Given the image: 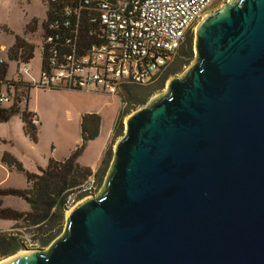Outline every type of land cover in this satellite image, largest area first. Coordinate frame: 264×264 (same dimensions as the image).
<instances>
[{"label": "water", "instance_id": "95a60500", "mask_svg": "<svg viewBox=\"0 0 264 264\" xmlns=\"http://www.w3.org/2000/svg\"><path fill=\"white\" fill-rule=\"evenodd\" d=\"M206 15L195 62L128 117L97 197L4 264H264V0Z\"/></svg>", "mask_w": 264, "mask_h": 264}, {"label": "built area", "instance_id": "2783aa9c", "mask_svg": "<svg viewBox=\"0 0 264 264\" xmlns=\"http://www.w3.org/2000/svg\"><path fill=\"white\" fill-rule=\"evenodd\" d=\"M216 1L46 0L39 68L33 74L31 62H12L13 76L0 86V115L20 105L38 128L29 109L36 89L115 95L127 85L151 84ZM89 179L84 191L94 183Z\"/></svg>", "mask_w": 264, "mask_h": 264}, {"label": "rangeland", "instance_id": "374dc122", "mask_svg": "<svg viewBox=\"0 0 264 264\" xmlns=\"http://www.w3.org/2000/svg\"><path fill=\"white\" fill-rule=\"evenodd\" d=\"M230 1L217 0L210 6L207 14L218 10ZM46 13V0H0V57H4L6 53L1 47H11L15 36L24 37L23 39L33 45L34 50H36L40 42V25L46 20ZM35 17L38 25L36 23L34 29L30 30L32 27L30 24ZM197 25L188 33V36H193V58L190 61L184 60L178 66V63L175 62V55L158 78L149 85H130L127 91L125 88H121L117 90L115 95L97 92L98 90L94 89L90 92L40 89L34 90L36 92L32 91V103L35 105L41 120L37 142H33L25 135L24 124L20 115L12 117L8 123H0V165L7 167L1 159L3 154L8 153L26 171L37 175L47 167L49 160H63L70 151L81 147V121L86 113L99 115L102 125L99 138L85 145L84 154L78 161L80 166L88 167L91 170L92 174L89 180L94 181L92 187L85 191L82 186L77 188L68 199V201L73 200L71 207L66 203L63 215L53 209L50 218L38 226L33 225L31 217H27V221L26 219L20 221L0 220V239L19 244V250L12 255L6 254L7 248H0V262L28 249L46 251L63 235L66 228V218L71 210L82 201L97 197L110 171L115 149L126 133L128 117L138 110L145 109L156 96L164 94L171 79L180 78L195 62L194 41ZM39 60L40 51L37 48L34 60L31 62L33 74H36L39 68ZM166 72L169 75L166 80L162 81ZM128 96L131 101L124 102L123 98ZM121 112L124 117L118 124L117 120ZM115 126L117 130L114 132ZM121 126V133L117 135ZM7 149L9 151L14 150L15 154L10 153ZM7 169L11 172V176L4 187L0 186L1 189H6L5 187L14 189L10 186L18 189L26 188L25 175L18 173L13 167L12 169L7 167ZM4 177L5 173L0 170V179ZM73 196L75 197L73 198ZM0 200L3 207L26 214L31 212L29 206L21 198L8 196L0 197Z\"/></svg>", "mask_w": 264, "mask_h": 264}, {"label": "trees", "instance_id": "16d2710c", "mask_svg": "<svg viewBox=\"0 0 264 264\" xmlns=\"http://www.w3.org/2000/svg\"><path fill=\"white\" fill-rule=\"evenodd\" d=\"M33 30L36 22L33 21L30 26ZM190 33V32H189ZM186 35L184 42L177 51L176 61L180 66L183 61H190L193 58V36ZM34 46L27 43L26 40L19 36H15L14 43L7 50L4 57H0L4 62L0 64V86L6 83V80L13 76V63L16 61L32 62L34 59ZM12 63V64H11ZM177 66V65H176ZM12 68V71H11ZM168 72L162 78L166 80ZM128 90V85L124 87ZM129 96L123 98V101H131ZM20 115L24 124V133L33 142H37L38 128L33 126L30 121V113L26 109L22 110L20 105H13L2 115H0V123H8L12 117ZM124 114L121 112L118 116L117 123L120 124ZM101 117L97 114H86L81 121V147H77L69 157L62 161L49 160L45 169L41 170L39 175L26 171L20 163L11 158L10 154L5 153L2 156V162L9 169L12 167L21 174L25 175L27 186L25 189H0V197H18L25 201L31 212L23 213L10 208L3 207L0 200V220L3 221H20L32 218L33 225H40L50 218L53 209L63 215L66 209V202L71 193L83 185L91 176L92 172L88 167L79 165V159L83 156L85 148L89 142L96 140L100 135ZM117 127H114V132ZM117 132V135L121 133ZM0 248H7L6 254L12 255L19 250V244L7 240L0 239Z\"/></svg>", "mask_w": 264, "mask_h": 264}, {"label": "crops", "instance_id": "0c3cea01", "mask_svg": "<svg viewBox=\"0 0 264 264\" xmlns=\"http://www.w3.org/2000/svg\"><path fill=\"white\" fill-rule=\"evenodd\" d=\"M33 20L37 23V19H36V17L35 18H33ZM43 24V23H42ZM41 24V25H42ZM37 25H38V23H37ZM40 25V26H41ZM39 27V26H38ZM24 38V37H23ZM12 46V45H11ZM10 48V47H9ZM9 48H6L5 46H2L1 47V49L3 50V51H5V52H7V50L9 49ZM36 50H37V48H36ZM35 50V51H36ZM35 51H34V57H35ZM6 54V53H5ZM34 60V59H33ZM32 60V61H33ZM39 62H40V60H39ZM33 92H36V91H33ZM29 109H30V111H33V112H35L37 115H38V117H39V120H40V116H39V114H38V111H37V109H36V107H35V105L32 103V99H31V101H30V105H29ZM87 114V113H86ZM88 114H92V113H88ZM82 116V115H81ZM40 122H41V120H40ZM40 127V125L38 126V128ZM99 138V137H98ZM97 138V139H98ZM96 139V140H97ZM95 140V141H96ZM92 142H94V141H92ZM91 142V143H92ZM78 143V142H77ZM8 150V149H7ZM9 151V150H8ZM10 153H13V154H15V152H14V150H11V151H9ZM53 152H54V149H53ZM73 152V150L72 151H70L69 153H68V155H67V157H69L70 156V154ZM22 155H23V153H21ZM67 157H65L64 159H66ZM82 158V157H81ZM80 158V159H81ZM63 159V160H64ZM80 159H79V161H80ZM59 160H62V159H59ZM59 160H57V161H59ZM0 170L1 171H3L4 173H5V177L3 178V179H0V186H2V187H4V185H6V182L10 179V176H11V172L7 169V167H5V166H3V165H0ZM2 187H0V189L2 188ZM6 189H8V187H5ZM10 188H14V189H16L17 187H14V186H10ZM18 189V188H17ZM25 189V188H24Z\"/></svg>", "mask_w": 264, "mask_h": 264}, {"label": "bare ground", "instance_id": "6f19581e", "mask_svg": "<svg viewBox=\"0 0 264 264\" xmlns=\"http://www.w3.org/2000/svg\"><path fill=\"white\" fill-rule=\"evenodd\" d=\"M208 15V14H207ZM206 15V16H207ZM90 199V198H89ZM88 200V199H87ZM85 201V200H84ZM84 201H82V202H84ZM80 204V203H79ZM27 253H29V251H27V250H25L24 252H20V253H18L17 255H15L14 257H11V258H8V259H5V260H2L1 262H0V264H4V263H6V262H8V261H10V260H12V259H15V258H18V257H20V256H22V255H24V254H27Z\"/></svg>", "mask_w": 264, "mask_h": 264}]
</instances>
